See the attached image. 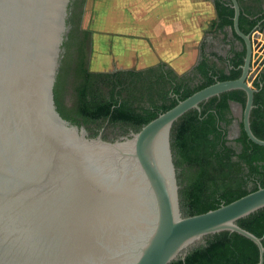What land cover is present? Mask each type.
<instances>
[{
  "label": "water",
  "instance_id": "95a60500",
  "mask_svg": "<svg viewBox=\"0 0 264 264\" xmlns=\"http://www.w3.org/2000/svg\"><path fill=\"white\" fill-rule=\"evenodd\" d=\"M70 1L0 0V264H169L224 231L254 243L263 264V237L237 221L264 208V187L184 216L170 144L179 117L242 90L245 106L230 102L231 112L238 107L248 140L264 147L249 125L253 42L239 30L238 1L229 0L232 30L245 47L241 75L198 90L112 142L102 130L89 137L54 103Z\"/></svg>",
  "mask_w": 264,
  "mask_h": 264
},
{
  "label": "trees",
  "instance_id": "16d2710c",
  "mask_svg": "<svg viewBox=\"0 0 264 264\" xmlns=\"http://www.w3.org/2000/svg\"><path fill=\"white\" fill-rule=\"evenodd\" d=\"M212 1L215 20L209 30L215 38L222 34L226 41L227 28H231L233 39L227 42L230 50L226 57L202 52L196 65L178 73L165 63L144 69L89 71L86 51L90 33L82 26L86 0H71L69 31L62 43L53 89L60 116L84 127L91 138L102 130V139L112 142L137 132L198 90L237 79L245 47L232 30L233 9L229 0ZM237 1L239 30L244 35L263 31L264 0ZM235 41L241 43L240 49L235 48ZM251 85L256 92L249 125L253 135L264 141V66ZM230 102L244 108L245 92L233 90L212 97L202 102L199 110L183 114L172 126L170 144L184 216L205 213L264 187V147L248 140L241 121L239 136L228 139V129L234 121ZM237 224L263 237L264 246V208L239 219ZM203 240L190 247L183 260L178 258L169 264H258L256 245L236 233L224 231Z\"/></svg>",
  "mask_w": 264,
  "mask_h": 264
},
{
  "label": "crops",
  "instance_id": "0c3cea01",
  "mask_svg": "<svg viewBox=\"0 0 264 264\" xmlns=\"http://www.w3.org/2000/svg\"><path fill=\"white\" fill-rule=\"evenodd\" d=\"M214 20L212 0H93L92 34L88 31L93 44L87 69H144L165 63L178 73L189 71L197 64L205 41L217 40L208 39L207 33ZM100 33L105 35L103 50ZM254 35L264 63V30ZM191 51L197 55L193 62L179 68L184 56L194 54ZM239 111L233 106L235 118Z\"/></svg>",
  "mask_w": 264,
  "mask_h": 264
},
{
  "label": "rangeland",
  "instance_id": "374dc122",
  "mask_svg": "<svg viewBox=\"0 0 264 264\" xmlns=\"http://www.w3.org/2000/svg\"><path fill=\"white\" fill-rule=\"evenodd\" d=\"M101 4H102V1H101ZM99 8H101V7H99ZM92 15H93V0H86L85 7H84V17H83L82 26H83L84 29H86L90 33H91V31L89 30V28H90V25H91ZM210 24L208 25V29H209ZM207 33H208V39H210L209 38L211 36L210 30H208ZM91 34H89L90 37H89L88 43H87L86 67H87V64L89 63V53L91 52L92 44H93V40L91 38ZM104 36H105L104 33H100V39H101L102 45L104 44ZM252 42H253L252 64H254V65H252V70H251V73L249 75V83L250 84H251L252 79L254 78V76L256 74L257 68L260 65L261 57H262V55H261L262 52L260 50L261 47L258 45V42H257V40L255 38L254 33L252 34ZM103 47H104V45L101 46V50H103ZM207 50H209V51H217L221 55H225L227 49H226V46H224V44L220 43V40H213V41L211 40L209 45L207 46ZM191 53L192 54L194 53V54L191 55L190 57H188L187 56L188 54H187L186 56H184L182 58V65L181 66L179 65V68L186 69V68L189 67V65L193 62V60L197 56L195 54V51H191ZM91 67H92V65H91ZM239 114H240V111H239Z\"/></svg>",
  "mask_w": 264,
  "mask_h": 264
},
{
  "label": "flooded vegetation",
  "instance_id": "af4514ba",
  "mask_svg": "<svg viewBox=\"0 0 264 264\" xmlns=\"http://www.w3.org/2000/svg\"><path fill=\"white\" fill-rule=\"evenodd\" d=\"M229 29L230 28H227V32H228V35H227V38H226V41H223V35L222 34H219V36L218 37H216V39L217 40H220V43H222V44H224V46H226V54L225 55H221L219 52H217V51H209V50H207V46L209 45V42L206 40L205 41V43H204V45H203V47H202V52H204V53H206V54H210V53H216L217 55H220V56H222V57H226V55H227V53H228V51L230 50V45L229 44H227V42L228 41H230V40H232L233 39V35H232V32L230 33V31H229ZM210 34H211V36L212 37H214L213 36V34H212V31L210 30ZM215 38V37H214ZM234 45H235V48L236 49H240L241 48V43L240 42H238V41H235L234 42ZM201 52V53H202ZM201 55V54H200ZM199 59H200V56H199ZM198 59V60H199ZM260 70V68L258 69V71ZM233 112V111H232ZM234 113V112H233ZM233 113H232V115H233ZM233 117H234V120H237L238 121V123L240 122V119H239V117L238 118H235V116L233 115ZM236 132H237V130H236V127H235V125L232 123V125L229 127V129H228V135L231 137V139H229V140H234V139H236L238 136H236L237 134H236ZM233 146H235L236 147V145L233 143Z\"/></svg>",
  "mask_w": 264,
  "mask_h": 264
}]
</instances>
